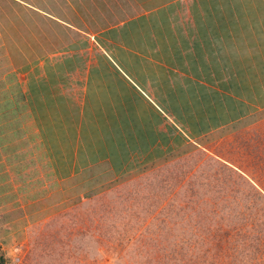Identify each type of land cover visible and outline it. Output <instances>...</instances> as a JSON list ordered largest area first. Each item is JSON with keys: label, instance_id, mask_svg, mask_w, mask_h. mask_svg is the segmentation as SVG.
Masks as SVG:
<instances>
[{"label": "rangeland", "instance_id": "374dc122", "mask_svg": "<svg viewBox=\"0 0 264 264\" xmlns=\"http://www.w3.org/2000/svg\"><path fill=\"white\" fill-rule=\"evenodd\" d=\"M82 1L10 106L26 159L96 192L3 243L6 264H264V0Z\"/></svg>", "mask_w": 264, "mask_h": 264}, {"label": "crops", "instance_id": "0c3cea01", "mask_svg": "<svg viewBox=\"0 0 264 264\" xmlns=\"http://www.w3.org/2000/svg\"><path fill=\"white\" fill-rule=\"evenodd\" d=\"M188 1L190 0H91V4L96 19H111L116 17L112 14L114 10L112 4L115 2L119 4L126 2L129 11L133 8L130 6L132 3H141L144 5L141 9L145 12L163 14L169 10L178 11L181 4ZM73 3L80 4L83 1L0 0L1 248L3 243L14 242L15 238L28 227L51 221L55 216L81 204L85 197L89 198L96 192L97 185L84 187L82 172H79L78 179V167H74L75 165L65 170V166L54 169L50 165L45 168L43 163L29 161L31 153L35 156L37 152L31 151V147H21L19 112L17 110L15 114L14 107L10 106L15 95L19 93L21 76L26 78L28 73L33 75V72L46 70L42 61H38L34 55H37L35 52H44L43 57L51 59L53 19L64 27L78 26L77 23L67 21L69 5L71 9H75ZM119 10L123 11L124 8L119 7ZM125 18L133 19L137 16L126 15ZM104 26L102 31L93 34L110 35L118 25L107 23ZM99 40L103 42L102 39ZM21 61L25 63L21 64ZM36 74L39 76L40 73ZM126 77L129 78L127 75ZM28 156L31 157L26 159ZM110 167H113L111 161ZM113 168L112 171L115 172ZM30 170L32 175L33 172L41 175L52 172L54 184L52 179L49 181L45 177L37 179L39 175H36V178H31L30 174L25 178L21 176ZM118 173L125 175L128 172L123 169L117 171Z\"/></svg>", "mask_w": 264, "mask_h": 264}, {"label": "trees", "instance_id": "16d2710c", "mask_svg": "<svg viewBox=\"0 0 264 264\" xmlns=\"http://www.w3.org/2000/svg\"><path fill=\"white\" fill-rule=\"evenodd\" d=\"M0 264H6V258L2 253L1 247H0Z\"/></svg>", "mask_w": 264, "mask_h": 264}]
</instances>
